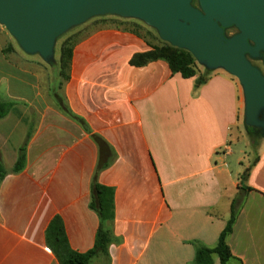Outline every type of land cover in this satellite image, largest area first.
Segmentation results:
<instances>
[{
  "label": "crops",
  "instance_id": "obj_1",
  "mask_svg": "<svg viewBox=\"0 0 264 264\" xmlns=\"http://www.w3.org/2000/svg\"><path fill=\"white\" fill-rule=\"evenodd\" d=\"M5 31L0 24V38ZM149 50L137 36L116 29L96 32L75 47L64 92L108 152L100 154L91 135L42 96L41 103L15 108L0 120V150L10 155L3 159L7 171L25 129L37 125L26 169L0 184V264H60L46 242L57 216L72 249H92L99 218L89 206L91 183L109 153L114 162L98 181L115 191L114 232L122 239L110 246V264H195L198 247L217 245L236 197L245 202L228 245L244 264H264V138L251 162L234 76L217 69L196 88L199 75L173 74L165 61L130 64L134 55ZM12 53L3 58L11 66L4 77L10 78L6 97L25 102L14 93L13 80L35 77L41 59L20 58L15 45ZM197 64L200 73L206 70ZM235 142L242 147L238 152ZM93 264L107 261L100 257Z\"/></svg>",
  "mask_w": 264,
  "mask_h": 264
},
{
  "label": "water",
  "instance_id": "obj_2",
  "mask_svg": "<svg viewBox=\"0 0 264 264\" xmlns=\"http://www.w3.org/2000/svg\"><path fill=\"white\" fill-rule=\"evenodd\" d=\"M0 0V24L28 54L46 63L57 40L99 16L137 19L208 71L224 69L241 83L245 126L264 132V76L248 60L264 51V0ZM236 28L238 33L227 35ZM262 117V119H260Z\"/></svg>",
  "mask_w": 264,
  "mask_h": 264
},
{
  "label": "trees",
  "instance_id": "obj_3",
  "mask_svg": "<svg viewBox=\"0 0 264 264\" xmlns=\"http://www.w3.org/2000/svg\"><path fill=\"white\" fill-rule=\"evenodd\" d=\"M194 5H198V0H194ZM109 20L102 18L96 29L92 32L81 37L82 33H78L64 39L59 46V58L57 60L58 76L64 79V82H68L70 79L71 65L74 55L75 47L81 43L84 39L88 38L90 34L95 33L100 28H116L122 32L131 33L138 38L146 39V35L141 34L142 25L139 22L128 20L123 22L121 27L117 25H109ZM111 23H115L114 21ZM108 24V25H107ZM235 28L227 30V34L235 33ZM151 38H154L150 35ZM64 36L59 38L63 39ZM150 47V50L144 53H139L133 56L130 64L135 67H143L155 61H165L168 63L173 74H180L183 78L189 79L199 75L196 88L206 84L212 76V72L204 70L200 73L197 60L193 54L185 49L177 48L169 43L163 42L159 38L158 44H150L146 42ZM63 85V84H62ZM60 84V86H62ZM58 98V96H56ZM58 110L61 111L68 118L77 122L88 134L91 135L92 140L96 143L100 149V154L109 151V146L105 140L97 134H94L90 129L88 123L80 116L75 114L69 107L67 100L64 104L61 98H58ZM14 106L13 102L3 101L0 99V120L6 118ZM31 133L28 134L26 142L19 148L18 156L12 170L7 171L5 165L0 161V184L4 181L8 174H19L23 172L27 167V147L31 138ZM108 154V153H107ZM106 156V155H105ZM114 154H108L106 157L101 158L98 162L97 168L94 172L91 183V199L90 209L94 211L99 218V228L96 234L94 246L87 252H78L70 246L64 223L61 217L54 218L52 223L46 232V242L48 247L57 257L60 264H93V262L102 257L110 264V246L113 244H121L122 239L116 236L114 232L115 221V191L111 187L104 186L99 183V175L102 171L110 167L114 162ZM250 169H247L241 176L242 182H244L250 173ZM247 191H252L250 188H246ZM244 198L236 197L231 205V216L227 222L225 229L222 231L218 243L213 248L200 246L197 249L195 256V264H214L215 257L218 258L219 264H244L243 261L234 256L230 246L228 245V237L233 233L234 225L238 219V216L244 206Z\"/></svg>",
  "mask_w": 264,
  "mask_h": 264
},
{
  "label": "rangeland",
  "instance_id": "obj_4",
  "mask_svg": "<svg viewBox=\"0 0 264 264\" xmlns=\"http://www.w3.org/2000/svg\"><path fill=\"white\" fill-rule=\"evenodd\" d=\"M197 6H199V4ZM102 18L109 20V23H108L109 25H117V26L121 25V27H126V26H123V22L128 21V20L129 21L133 20V21L139 22L142 25L141 34L143 36L144 35L148 36V37H146L145 40L142 37L141 40H143L145 43L149 42L150 44H155V45L159 43L160 37H159L158 32L154 28L148 26L147 24H145L144 22H142L140 20L125 19V18H121L118 16H113V15L99 16V17H94V18L90 19L89 21H87L86 23H84L80 26L72 28L71 30H69L68 32H66L63 35L64 36L63 39H61V40L58 39L56 47H55L54 60L50 63H46L39 54H28L25 51H23L22 48L17 43V41L6 30L5 31V32H7V35H5L6 37L0 38V49L2 47H4V50H3L4 55L5 56H8V55L12 56L13 55L12 51L14 50V45H15V47L17 46L18 51H19V53H17V56H19L20 58L28 59L30 62H34L35 60H38L37 58H40L41 59V63H40L41 67L38 68V66L35 67V66H30L31 64H27L28 67H31V68L35 67V70L38 69L37 72L35 73L36 76L33 77V75L22 74V76H20V78H21L20 80L18 78L13 80L14 93L21 95V97L23 99H26L28 101L24 102V101L16 100L13 98H8V97H6V94H8V89H7L6 84H8L10 78H7L6 80H4V77H6V75H8L9 70H7V69L10 68L11 66L6 64V61L3 60V58H5V56L1 55L0 56V99L3 101H9V102L14 103V106H13L11 111H14L15 108H17L19 111H24V110H20L24 107H27L29 109L31 104L33 105V104L41 103L40 101L42 100V97L44 98L45 104H51L57 109H58L57 104L59 101L58 98H61L63 100L64 104H66L65 100H67V98H66V95L64 92L65 82H64L63 78H60L58 76L57 60L59 58V52H58L59 46H60L61 42L69 36H72V35H75L78 33H82L81 37H83L84 35L92 32V30L96 29L98 26H102V24H98ZM113 21L115 23H111ZM109 29H116V28H103V29L100 28L98 31H95V33L99 32V31H103V30H109ZM95 33L90 34L88 36V38L92 37V35H94ZM237 33H238V30L236 29V32L234 34H237ZM234 34L232 33V34H229V35L227 34V35L232 36ZM150 35H152L154 38H151ZM88 38H86V39H88ZM86 39H84L83 41H85ZM10 50H12V51H10ZM201 66L204 67L203 65H201ZM233 78L236 82V85H237L239 93H240L239 99H240V104L242 106V109H241V123L242 124H241V129H240L241 135L245 139H248L251 143V148L249 151H250V154L252 155L251 162H253L255 159V156H256V152L258 151V144L264 138V132H257L256 130H254L252 128L249 129L247 126H245V123H244V120H245L244 90H243V87H242L241 83L239 82V80L236 77H233ZM36 84H37V86L33 88L32 85H36ZM60 84L61 85L63 84V85L60 86ZM37 93L39 96L36 95ZM56 96H58V98H56ZM67 103H68V100H67ZM69 107H70V105H69ZM20 115L28 118V116L26 115V112H22ZM34 118L36 119L35 116L32 119H34ZM260 119H262V117H260ZM36 129H37V125L35 126L31 122V125H29L27 130L25 129V136H24L25 140H24L23 144L26 142L27 136L29 133H31L32 137L34 136ZM0 130H1V127H0ZM236 134L237 133L235 132L234 137ZM32 137L30 138V141H31ZM233 139L235 140V138H233ZM19 140H20V138L15 139V141H17V142ZM30 141H29V143H30ZM0 143L2 144V141H0ZM233 145H234L233 149H235L236 152H238L242 149V147H240V145H237V142L233 143ZM8 156L10 158V155L5 154L4 149L2 147V150H0V161H2L3 164H4L3 159L7 160ZM9 162L10 161H8V163Z\"/></svg>",
  "mask_w": 264,
  "mask_h": 264
},
{
  "label": "flooded vegetation",
  "instance_id": "obj_5",
  "mask_svg": "<svg viewBox=\"0 0 264 264\" xmlns=\"http://www.w3.org/2000/svg\"><path fill=\"white\" fill-rule=\"evenodd\" d=\"M247 57L251 64L256 67L264 76V51H260L256 58L251 57L250 54H247Z\"/></svg>",
  "mask_w": 264,
  "mask_h": 264
},
{
  "label": "built area",
  "instance_id": "obj_6",
  "mask_svg": "<svg viewBox=\"0 0 264 264\" xmlns=\"http://www.w3.org/2000/svg\"><path fill=\"white\" fill-rule=\"evenodd\" d=\"M224 155H227V156L230 155L229 150H227V152H225Z\"/></svg>",
  "mask_w": 264,
  "mask_h": 264
}]
</instances>
